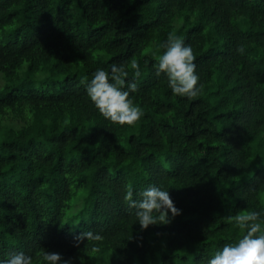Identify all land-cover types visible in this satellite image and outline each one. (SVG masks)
Here are the masks:
<instances>
[{
  "label": "trees",
  "instance_id": "obj_1",
  "mask_svg": "<svg viewBox=\"0 0 264 264\" xmlns=\"http://www.w3.org/2000/svg\"><path fill=\"white\" fill-rule=\"evenodd\" d=\"M169 32L196 54L195 98L156 74ZM132 59L144 115L120 125L86 82L113 63L132 79ZM0 75V258L205 264L264 207V0H0ZM152 184L181 212L142 229L124 193Z\"/></svg>",
  "mask_w": 264,
  "mask_h": 264
},
{
  "label": "clouds",
  "instance_id": "obj_2",
  "mask_svg": "<svg viewBox=\"0 0 264 264\" xmlns=\"http://www.w3.org/2000/svg\"><path fill=\"white\" fill-rule=\"evenodd\" d=\"M155 71L157 75L164 73L167 86L178 96L195 98L200 92L199 74L196 72V54L184 37L169 32L167 38L158 46ZM129 69L124 64L113 63L110 71L103 67L95 69L91 79L86 82V94L97 110L106 119L120 125H133L144 115L143 107L135 104L130 92H135L138 79L142 74L141 64L137 59L130 62ZM140 199L134 198L129 187L124 199L136 209L135 221L140 227L149 224H167L181 212L169 195L168 187L157 184L149 185L139 192ZM232 222L241 235L235 242L225 243L210 255L205 264H264V207L254 208L233 216ZM78 238L88 241H102L104 237L91 229L78 234ZM99 251V245H94ZM83 259V258H81ZM0 264H34L33 256L17 251L8 254L7 259L0 258ZM39 264H70V260L62 259L61 253L43 249L39 254Z\"/></svg>",
  "mask_w": 264,
  "mask_h": 264
},
{
  "label": "rangeland",
  "instance_id": "obj_3",
  "mask_svg": "<svg viewBox=\"0 0 264 264\" xmlns=\"http://www.w3.org/2000/svg\"><path fill=\"white\" fill-rule=\"evenodd\" d=\"M0 78H1V75H0ZM1 80H2V78H1ZM2 83H3V80H2ZM1 84V83H0Z\"/></svg>",
  "mask_w": 264,
  "mask_h": 264
}]
</instances>
